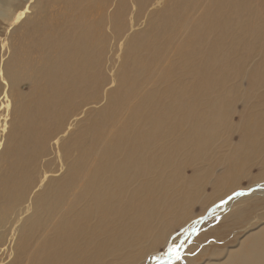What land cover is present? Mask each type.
<instances>
[{
    "label": "bare ground",
    "instance_id": "bare-ground-1",
    "mask_svg": "<svg viewBox=\"0 0 264 264\" xmlns=\"http://www.w3.org/2000/svg\"><path fill=\"white\" fill-rule=\"evenodd\" d=\"M34 1L25 0L21 5H16L10 14H5V7L11 2L2 0L0 16L18 21L26 15ZM138 1L141 6H151L147 20H151L152 13L160 10L166 2ZM229 1L205 0L204 5L200 7V11L205 10L201 18L197 17L191 21V35L188 33L183 37L179 29L182 25L180 17L185 18L188 9L178 13L179 3L176 0H168L167 6L157 17L158 25L155 22L152 26L153 31L158 27L157 34H161V40L154 52H143L145 58L153 54L149 57L148 64H143L136 56L128 59V63L127 59L121 61L124 70L121 68L122 72L118 70L117 74H110L111 83L118 81L115 87H106L107 83L99 69L102 50L94 54L92 64L89 63V57L80 52L81 54L65 65L63 74L59 77L50 81L44 74L41 76L44 83L40 82L38 95L25 116H21L22 135H16V139L11 141L12 148L5 151L11 158L10 162L3 169L0 166V200L11 204L10 211L0 218V264H72L73 251L78 248V243L86 247L89 257H97V254L105 252L110 240L121 244L127 241L125 232L130 234L132 248L133 242L144 243L131 250L123 261L116 264H137L138 261H134L136 258L139 260L147 257L153 248L162 243L170 232L169 225L187 219L186 216H189L190 212L187 214L183 206L176 207L171 198L165 195L156 196L158 202L167 205L165 211L160 212L158 203L151 196L148 204L147 199L140 200L133 206L126 203L125 198L118 200L116 193L129 189L131 196L140 197L143 190L140 185L147 183L148 171L153 173V180H157L161 165L165 169L174 166L176 149L180 148L184 152L193 143H200L207 136H213L220 131L216 125L222 122L225 116H210L213 111L207 115L206 107L201 117L206 123L195 121L198 126L194 125L192 101L205 102L210 95L218 98L219 91L212 92V89L224 86L230 71L240 64L242 55L236 43L240 35L234 37L237 38L235 41L230 40L228 44L222 45L219 52H214L213 48L217 28L228 25V22L224 24L223 16L224 11L231 9ZM245 1L247 0H234L235 3ZM209 10H214L212 15H209ZM255 13V10H252V14ZM111 15L116 19L115 14ZM61 31L62 37L77 34L75 39L80 51H83L85 39L72 23L64 24ZM176 34L180 37L177 38ZM233 34L234 31L228 33L229 36ZM125 37L128 40L134 36L127 34ZM6 40L4 36L0 39V146L1 136L6 129L10 102L22 77L19 67L31 63L38 78V71L44 67L47 53L51 49V44L47 41L28 37L22 39V44L28 42V45L17 47L4 59V53L9 49ZM66 40L71 42L67 38ZM193 43L198 44L199 50L204 48L206 51L203 52L202 63L191 69L187 82H183L180 77L173 78V69L167 65L162 69L163 83L151 72L153 88L161 91L159 98L150 92H143L144 90L135 94L132 102L126 105L123 98L124 112L121 114H115L117 111L111 112L108 103L98 110L99 116L89 124V131L85 134L90 138L88 136L86 139L77 140L73 151L65 149L66 145L61 143V137L68 133L73 120L76 119L77 123L79 115L89 113L85 108L95 90L105 87V96L112 97L108 101L112 100L113 106L121 105L120 88L127 83L130 75V72L126 73L125 67L138 69L141 76L144 72L141 82L146 81L145 76L164 62L169 49L177 51L183 64L195 51ZM143 50V45L136 42L130 52L141 53ZM261 120L264 122V118ZM246 129L248 130V127ZM93 140H97L95 145ZM51 141L54 146L52 153L58 163L57 169H51L49 160H45L49 155L46 145ZM244 142L246 149L255 145L262 154L261 162H264V133L255 137L247 134ZM82 148L84 151L79 162H64L74 152L80 153ZM4 150L0 151V156ZM236 158V154H233L231 160ZM195 180L199 182L198 178ZM234 186L230 188L233 189ZM246 204V201L234 203L231 209L222 215L221 220L241 216ZM119 209L121 222L107 223V216ZM130 211L132 213L128 218L131 222H126L124 217ZM99 225L105 226L107 238L97 237L95 231ZM122 229L125 232H119ZM250 239V243L234 250L224 262L210 264H264V229L252 235ZM188 250L181 254V259L175 264L182 263L183 255ZM189 262L188 258L186 263Z\"/></svg>",
    "mask_w": 264,
    "mask_h": 264
},
{
    "label": "rangeland",
    "instance_id": "rangeland-1",
    "mask_svg": "<svg viewBox=\"0 0 264 264\" xmlns=\"http://www.w3.org/2000/svg\"><path fill=\"white\" fill-rule=\"evenodd\" d=\"M9 1L11 4L5 7L7 9L5 14H10L9 12L16 5H21L25 0ZM176 1L180 6L178 13L188 9L185 18L180 17L182 25L179 29L183 37L187 36L188 33L190 36L191 30L189 31V29L193 26L191 21L196 20L197 17L201 18L205 10L200 11V7L204 5L205 0ZM263 3L264 0H247L241 3H235L234 0L229 1L231 9L224 11L223 16L224 24L228 22V25L217 28L213 39V48L214 52H219L222 45L228 44L230 40L235 41L237 38L234 39V37L240 35L241 37L236 40L238 50L242 55L240 64L230 71L224 86L212 89V92L219 91L218 98L210 95L205 102L192 101L194 125L198 126L195 121L196 123L199 121L206 123L201 119L202 111L206 107L207 115L213 111L214 114L212 113L210 116H225L222 118V122L216 125L220 131L213 136H207L200 143H193L184 152L180 148L176 149L174 166L165 169L161 165L157 180H153V173L148 171L146 174L147 183L143 182L140 185L143 188L140 197L139 195L131 196L129 189L125 192L119 190L116 193L118 200L125 198L126 203H131L133 206H136L138 201H146L147 199L148 204L153 198L158 203L160 212H164L167 205L158 202L156 196L165 195L171 198V202L176 207L183 206L186 208L187 214L190 212L185 221L172 226L169 225L168 231L170 232L162 243H159L151 251L149 250L151 253L147 257L139 260L136 258L134 261L136 263L138 261L137 264H157V260L153 257L162 259L168 245L172 243L183 244L181 254L189 249L188 253L186 252L183 255L184 261L182 260V263L178 264L222 263L234 250L245 243H250L252 235L264 229V162H261L262 154L259 153L257 147L254 145L252 148L248 147L246 149L247 145L244 142L247 134L250 137H255L264 133V122L261 120V118H264ZM167 4L168 0L161 6L160 10L153 12L151 20H147V13L151 6L148 8L141 6L138 0H35L26 15L18 21L0 16V39L3 36L6 37L9 48V51L7 50L4 53V59H7L17 47L21 48L28 45V42L25 45L22 44L24 38H41L51 44V49L46 56V63L38 71V78L35 67L31 63L19 67L22 75L21 81L19 88L14 91L15 97L13 96L11 99L6 118V129L1 136L0 151L2 152L5 147L2 156H0L1 169L10 162L11 158L5 151L12 148L11 141L16 139V135H22L21 116H25L26 111L38 95L37 88L40 86V82L44 83L41 78L43 74L47 80L51 81L62 75L65 65L81 54L80 52L86 54L89 57V63L92 64L94 54L96 52L100 53L102 50L100 59L103 65L100 64L99 69L107 83L106 87L117 86V80L111 83L110 74L122 72L121 68L124 66L121 61L124 62L127 59L126 62L128 63V59L131 60L134 58L133 56H136L143 64H148L149 57L153 54L145 58L143 52L145 50L154 52L156 45L160 42L161 34H157L158 27L153 31L152 26L155 22L158 25L157 17ZM252 10H255V15L252 14ZM213 11L209 10V15H212ZM111 14H115L116 19ZM67 22L72 23L76 31L81 33L83 39H85L83 51H80L75 39L77 34L62 37L61 27ZM231 31H234L233 36L228 35ZM127 34L134 37L127 40L125 37ZM176 37L180 36L176 34ZM66 38L71 42H68ZM136 42L143 45L144 50L141 53L130 52L135 47ZM193 45L196 47L194 53L183 64L179 60L177 51L169 49L164 62L155 67L153 71L148 72L150 77L145 76L146 81L143 82H141V78L144 76V72L141 76L138 69L132 70L125 67L126 73L130 72V75L127 83L125 82L120 88L121 101L119 103L121 105L115 106L114 104L113 106V101H108L112 97L105 96V87L95 90L93 95L89 97L87 101L89 104L85 108L89 110V113L79 115L77 123L76 119L73 120L68 133L61 137L63 138L61 143L66 145L65 149L73 151L77 140H83L89 136L85 134L86 131H89V124L99 116L98 110L108 103L111 112L115 113L117 111L115 114H121L124 112L123 98L126 105L132 102L135 94L142 93L143 90V92H150L159 98L161 91L153 88L150 79L151 72L163 83L162 69L168 66L173 69V78L180 77L183 82H187L191 69L202 63L203 52L206 51L201 47V50H199L197 43H193ZM127 51H129L128 54ZM131 70L133 73H131ZM137 75L140 79L136 77ZM133 76L135 78H132ZM220 110H223V112ZM246 127H248V130ZM96 141L93 140L92 143L95 145ZM52 146L53 141L46 145L49 155L45 157V160H49L51 169H57L58 163L52 153L54 147ZM83 151L84 148L80 153L74 152L64 162L71 163L70 160L79 162ZM233 154L237 156L234 161L231 160ZM195 178H198L199 182H196ZM233 185L235 186L231 189L230 187ZM234 193L242 194L234 195ZM222 200L225 202L221 203ZM239 201L247 202L244 213L235 218L221 220L222 215L228 212L234 203ZM10 205L9 202L0 200V218L10 211ZM120 210L108 215L107 223L121 222ZM131 213L130 211L124 217L126 222H131L128 218ZM119 232L125 231L122 229ZM95 233L98 238L105 239L108 237L104 225H99ZM125 237L127 241H124L123 244L110 240L107 243L105 252L97 254V257L95 255L89 257L86 254V247L78 243V248L73 251L72 264H116L121 260L123 261L126 254L144 243L133 242L132 248L128 232H125ZM84 244L88 247L86 243ZM188 258L190 262L186 263Z\"/></svg>",
    "mask_w": 264,
    "mask_h": 264
},
{
    "label": "snow or ice",
    "instance_id": "snow-or-ice-1",
    "mask_svg": "<svg viewBox=\"0 0 264 264\" xmlns=\"http://www.w3.org/2000/svg\"><path fill=\"white\" fill-rule=\"evenodd\" d=\"M242 194V193H234V195ZM231 199V197H229ZM225 201H221V203H224ZM211 211V209H209ZM183 247V244H176L172 243L169 244L167 247V251L163 254V258L159 257H153V259L157 260V264H175L176 261H179L181 259V249Z\"/></svg>",
    "mask_w": 264,
    "mask_h": 264
}]
</instances>
